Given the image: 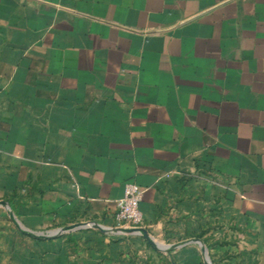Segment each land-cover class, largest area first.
Returning <instances> with one entry per match:
<instances>
[{"label":"crops","instance_id":"obj_1","mask_svg":"<svg viewBox=\"0 0 264 264\" xmlns=\"http://www.w3.org/2000/svg\"><path fill=\"white\" fill-rule=\"evenodd\" d=\"M126 182L158 243L264 264V0H0V200L31 230L110 228ZM22 234L0 206V264H205Z\"/></svg>","mask_w":264,"mask_h":264},{"label":"water","instance_id":"obj_2","mask_svg":"<svg viewBox=\"0 0 264 264\" xmlns=\"http://www.w3.org/2000/svg\"><path fill=\"white\" fill-rule=\"evenodd\" d=\"M0 206H2L5 211L7 212L10 221L12 222L13 226L21 233H23L26 236L32 237L34 239H46L52 236H56L59 234H63L66 232H69L71 230H75V229H79V228H84V227H93L96 228L102 232H106V231H111L114 233H119V234H137L142 236L152 247H154L157 250L160 251H166L168 252L171 248L173 247H180L183 246L185 244L188 243H196L200 246V250L203 253L204 256V262L205 264H211V261L208 257L207 254V250L205 245L201 242V240L199 238H188L185 240H182L176 244H174L173 246H164L160 243H158L148 232V230L143 227V226H137V227H113V228H105L103 226H101L100 224L96 223V222H78V223H73V224H68L56 229H52V230H47L45 232H41V231H35V230H31L27 227H25L13 214L10 206L4 201V200H0Z\"/></svg>","mask_w":264,"mask_h":264},{"label":"built area","instance_id":"obj_3","mask_svg":"<svg viewBox=\"0 0 264 264\" xmlns=\"http://www.w3.org/2000/svg\"><path fill=\"white\" fill-rule=\"evenodd\" d=\"M144 190L134 182L124 184L123 196L117 202L115 212L116 226L137 227L143 226V214L140 203Z\"/></svg>","mask_w":264,"mask_h":264},{"label":"rangeland","instance_id":"obj_4","mask_svg":"<svg viewBox=\"0 0 264 264\" xmlns=\"http://www.w3.org/2000/svg\"><path fill=\"white\" fill-rule=\"evenodd\" d=\"M59 227H61V226H53V227H50V228H46V229H41V230H36V231H41V232H45V231H47V230H52V229H56V228H59ZM113 227H118V226H116V225H113V226H111L110 228H113ZM22 234V233H21ZM23 236H25L24 234H22Z\"/></svg>","mask_w":264,"mask_h":264},{"label":"trees","instance_id":"obj_5","mask_svg":"<svg viewBox=\"0 0 264 264\" xmlns=\"http://www.w3.org/2000/svg\"><path fill=\"white\" fill-rule=\"evenodd\" d=\"M60 236V235H59ZM59 236H54V237H51V238H56V237H59ZM36 240H42V239H36Z\"/></svg>","mask_w":264,"mask_h":264}]
</instances>
